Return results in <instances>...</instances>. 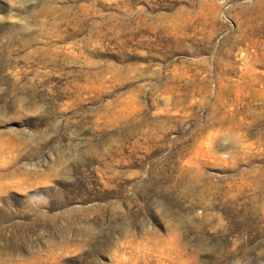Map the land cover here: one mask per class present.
I'll list each match as a JSON object with an SVG mask.
<instances>
[{"label":"rangeland","instance_id":"1","mask_svg":"<svg viewBox=\"0 0 264 264\" xmlns=\"http://www.w3.org/2000/svg\"><path fill=\"white\" fill-rule=\"evenodd\" d=\"M0 264H264V0H0Z\"/></svg>","mask_w":264,"mask_h":264}]
</instances>
